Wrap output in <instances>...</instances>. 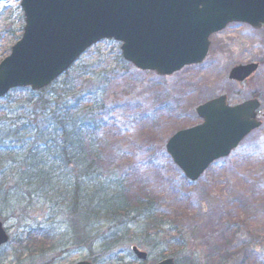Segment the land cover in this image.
<instances>
[{
  "label": "rangeland",
  "instance_id": "rangeland-1",
  "mask_svg": "<svg viewBox=\"0 0 264 264\" xmlns=\"http://www.w3.org/2000/svg\"><path fill=\"white\" fill-rule=\"evenodd\" d=\"M24 26L21 2L0 0V63L22 38ZM210 41L202 63L168 76L138 71L122 57L121 42L100 41L77 61L76 65L88 72L78 79L77 91L96 94L106 108L114 110L113 131L98 138L107 160L128 177L132 188L161 192L165 203L178 207V214L186 208L194 211L189 217H179V224L185 233H193L205 243L203 264L215 260L221 264H264V29L230 23ZM249 63L259 64L249 79L243 83L229 79L233 67ZM221 95H227L231 105L258 98L257 118L262 124L229 156L216 160L198 180L190 181L166 151V144L178 131L201 124L197 107ZM205 203L211 205L208 213L202 210ZM31 209L7 214L4 224L10 240L0 248V264H74L84 260L93 264H155L163 259V246L152 252L141 248L149 254L148 260L141 262L130 244L106 249L101 241L92 250L67 245L64 216L52 214L43 203ZM38 228L42 236L29 238ZM215 245L216 251L221 250L216 254ZM250 245H257L261 252H251Z\"/></svg>",
  "mask_w": 264,
  "mask_h": 264
},
{
  "label": "trees",
  "instance_id": "trees-1",
  "mask_svg": "<svg viewBox=\"0 0 264 264\" xmlns=\"http://www.w3.org/2000/svg\"><path fill=\"white\" fill-rule=\"evenodd\" d=\"M76 64L40 91L16 88L0 99V219L43 203L64 216L67 245L92 250L103 241L106 249L130 244L150 252L163 246V258L203 264L205 243L179 224L194 211L178 214L161 192L133 189L107 160L98 137L113 131L114 110L96 94L77 91L88 72ZM210 207L205 203L202 210ZM40 229L29 238L42 236ZM249 250L261 252L257 245Z\"/></svg>",
  "mask_w": 264,
  "mask_h": 264
},
{
  "label": "water",
  "instance_id": "water-1",
  "mask_svg": "<svg viewBox=\"0 0 264 264\" xmlns=\"http://www.w3.org/2000/svg\"><path fill=\"white\" fill-rule=\"evenodd\" d=\"M25 15L22 38L0 63V98L16 88L39 91L51 85L93 45L122 43L123 58L139 71L172 75L202 63L210 37L230 23L264 28V0H19ZM258 63L237 65L229 79L243 83ZM258 98L231 105L227 95L196 109L203 122L175 133L166 151L190 181L229 156L261 126ZM10 234L0 220V248ZM141 262L148 253L132 247ZM74 264H93L91 260ZM156 264H177L171 257Z\"/></svg>",
  "mask_w": 264,
  "mask_h": 264
}]
</instances>
